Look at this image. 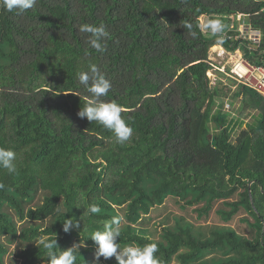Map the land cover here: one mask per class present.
Instances as JSON below:
<instances>
[{
  "label": "trees",
  "instance_id": "obj_1",
  "mask_svg": "<svg viewBox=\"0 0 264 264\" xmlns=\"http://www.w3.org/2000/svg\"><path fill=\"white\" fill-rule=\"evenodd\" d=\"M237 14L260 32L258 46L227 36L223 45L264 65V0H37L20 14L0 7V147L17 154L18 169H0V264H48L40 238L61 250L82 245L76 264H93L88 236L116 215L121 247L155 243L160 264H264V97L238 84L236 121L216 118L226 86L208 85L205 60L217 37L199 26L200 15ZM85 23L109 33L103 53L79 32ZM92 64L112 85L102 99L117 102L133 129L124 144L77 115L88 97L78 74ZM171 201L203 221L212 211L225 225L204 234L174 217L152 237L145 221ZM90 203L101 211L86 215ZM240 208L237 230L226 223ZM69 217L79 227L66 233Z\"/></svg>",
  "mask_w": 264,
  "mask_h": 264
},
{
  "label": "clouds",
  "instance_id": "obj_2",
  "mask_svg": "<svg viewBox=\"0 0 264 264\" xmlns=\"http://www.w3.org/2000/svg\"><path fill=\"white\" fill-rule=\"evenodd\" d=\"M37 0H0V7L8 12L23 13L34 8ZM190 34L195 37L196 33L191 32L192 25H185ZM202 32L210 33L217 37L218 43H223V33L226 25L219 18L205 17L200 22ZM79 32L85 34L86 43L92 49L99 53L105 51V40L109 33L103 25L81 24ZM78 83L86 90L88 97L82 108L78 111V117L86 118L89 122H98L105 129L110 130L117 144H124L129 141L133 135V129L121 116L122 107L115 101H105L102 98L107 96L112 85L100 69L92 64L89 71L78 74ZM17 154L8 148L0 147V169H4L8 174H16ZM5 185L0 182V190ZM101 211L99 205L90 203L84 209L86 215H94ZM122 217L113 216L106 220L102 230H95L88 237L96 245L93 264H100V258L105 260L114 257L116 264H160L155 255L158 252V246L155 243L144 244L143 246L127 245L121 247L118 238L121 236ZM63 231L69 232L73 228H78L79 223L75 218L69 217L62 223ZM39 246L45 251L48 264H76L78 248L82 245H73L70 248L61 250L56 239L40 238Z\"/></svg>",
  "mask_w": 264,
  "mask_h": 264
},
{
  "label": "built area",
  "instance_id": "obj_3",
  "mask_svg": "<svg viewBox=\"0 0 264 264\" xmlns=\"http://www.w3.org/2000/svg\"><path fill=\"white\" fill-rule=\"evenodd\" d=\"M244 18L242 14L227 17V27L222 35L230 39H240V45H244L247 48H256L260 40V32L252 29ZM235 22L237 25H235ZM229 31H235V37L228 34ZM240 45L229 49L223 43L216 42L209 47L205 60L208 63L206 70L208 85L215 86L217 82L219 84L222 80L229 79L235 87L238 84H243L264 97V65L251 62L244 55ZM229 107L230 102L224 100L223 109L227 111Z\"/></svg>",
  "mask_w": 264,
  "mask_h": 264
},
{
  "label": "rangeland",
  "instance_id": "obj_4",
  "mask_svg": "<svg viewBox=\"0 0 264 264\" xmlns=\"http://www.w3.org/2000/svg\"><path fill=\"white\" fill-rule=\"evenodd\" d=\"M208 17V18H216L213 16H207V15H200V22L202 21L203 18ZM228 16H224L221 18L222 22H224L227 19ZM235 25L237 23L235 22ZM206 33V32H205ZM210 34V33H209ZM218 84V82H217ZM226 86L224 88V91L227 93L226 96H221L218 98L217 105L213 107L212 110L217 109L216 118L218 119H232L233 122H235V118L238 115V107H239V99L237 98H232L231 94L233 93V90L235 89V86L233 82L229 79H224L222 82H220V85ZM229 101L230 102V107L226 111L223 109V102ZM253 112V110L250 111V113ZM249 113V114H250ZM249 114L242 115L240 118L243 119V121L246 123L248 122L250 125L252 124L253 120L252 117L249 116ZM213 121L210 122V126L212 127V131L215 130L213 127ZM245 124H242L241 126L243 127ZM238 128V127H237ZM237 131V129H236ZM235 198V196H234ZM223 204L220 202H216L214 207H222ZM245 212L242 208L238 210V212L233 216L232 220L229 223H226L235 229L238 230V218L243 215ZM209 215V216H208ZM207 219L203 221L204 219H198L196 217V213L193 210L190 209H181L179 205H177L174 202H169L168 205L165 207L158 208L154 210L150 216L151 218L145 221V225L152 237H158V234L161 231V226L162 225H167V224H173L174 217L178 218L181 217V221H188L193 224L195 230H200L204 234H207L209 229L214 226H221L225 225L224 222L222 221L221 217L216 215L214 212H210L208 214Z\"/></svg>",
  "mask_w": 264,
  "mask_h": 264
},
{
  "label": "water",
  "instance_id": "obj_5",
  "mask_svg": "<svg viewBox=\"0 0 264 264\" xmlns=\"http://www.w3.org/2000/svg\"><path fill=\"white\" fill-rule=\"evenodd\" d=\"M211 138V136H209V139ZM250 184V183H249ZM251 202H252V199H251Z\"/></svg>",
  "mask_w": 264,
  "mask_h": 264
},
{
  "label": "crops",
  "instance_id": "obj_6",
  "mask_svg": "<svg viewBox=\"0 0 264 264\" xmlns=\"http://www.w3.org/2000/svg\"><path fill=\"white\" fill-rule=\"evenodd\" d=\"M217 17H219V16H217Z\"/></svg>",
  "mask_w": 264,
  "mask_h": 264
}]
</instances>
